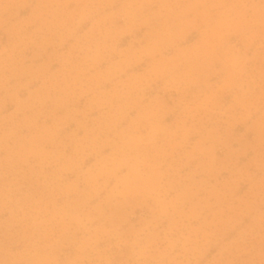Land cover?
I'll return each instance as SVG.
<instances>
[{
  "label": "rangeland",
  "instance_id": "obj_1",
  "mask_svg": "<svg viewBox=\"0 0 264 264\" xmlns=\"http://www.w3.org/2000/svg\"><path fill=\"white\" fill-rule=\"evenodd\" d=\"M0 264H264V0H0Z\"/></svg>",
  "mask_w": 264,
  "mask_h": 264
}]
</instances>
